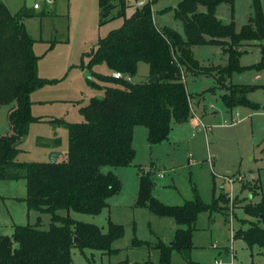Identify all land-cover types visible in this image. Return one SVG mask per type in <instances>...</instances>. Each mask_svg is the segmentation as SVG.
<instances>
[{
	"label": "rangeland",
	"instance_id": "1",
	"mask_svg": "<svg viewBox=\"0 0 264 264\" xmlns=\"http://www.w3.org/2000/svg\"><path fill=\"white\" fill-rule=\"evenodd\" d=\"M2 1L13 13L24 6V0ZM139 1L107 0L109 10L105 15L100 0H56L59 5L54 6L51 13L45 7L30 8L33 14L23 21L36 40L34 50L40 56L38 74L47 81L31 94V112L46 121L31 124L29 132L22 137L18 144L20 161H46L52 151L65 153L68 150L67 127L49 120L84 121L80 108L87 105L91 97L104 92L103 87L91 83L88 75L112 73L105 62L95 63L90 68L89 53L100 38L123 25L139 7ZM180 1L154 0L153 14L160 28L169 27L185 35L183 21L176 13ZM260 1L264 8V0ZM252 14L253 0H235L233 5L223 2L216 10L217 18L225 24H233L237 32L249 22ZM228 48L227 45L225 50L217 44L192 47L194 57L212 71V75H186V86L192 94L191 115L184 121L174 120L168 137L156 143L150 142L145 126H136L133 139L136 157L132 164L102 168L105 173L113 172L120 182L118 191L108 198V206L97 214L69 211L72 218L95 224L103 232L108 231L109 221L124 227V236L112 244L117 251L108 253L90 248L82 251L74 247L73 264H159L158 245L161 242L170 245L180 225L173 218L159 216L138 204L142 173L152 174V195L163 204L201 201L213 205L217 202L215 210H202L195 224L192 259L201 264L228 249L233 234L231 217L234 233L256 220L245 211V206L259 202L264 195V69L252 67L262 60L264 38L242 42L239 64L244 69L234 71L224 80L228 87L232 83L257 86L253 91L246 89L242 96L258 108L236 101L233 107L225 104L222 96L228 89L217 87L216 77L220 75L218 69L230 63ZM92 79L102 86L109 84L94 75ZM149 79V65L142 61L131 81ZM199 97L202 99L198 105ZM12 105L0 106V137L13 133ZM197 117L201 120L200 126ZM223 175L235 180L232 196L229 194L231 185L221 178ZM26 196L25 178L0 180V234L11 235L15 225L35 224L39 216L40 228H49L51 214L29 212ZM59 213L66 215L68 211L62 209ZM137 240L142 242L137 244ZM234 246L235 264H264V248H251L238 236H235ZM171 264H188V261L173 249Z\"/></svg>",
	"mask_w": 264,
	"mask_h": 264
},
{
	"label": "trees",
	"instance_id": "2",
	"mask_svg": "<svg viewBox=\"0 0 264 264\" xmlns=\"http://www.w3.org/2000/svg\"><path fill=\"white\" fill-rule=\"evenodd\" d=\"M223 2L233 5L235 0H181L176 13L185 20L183 35L175 29L156 25L152 0L137 7L121 27L100 38L89 53V66L105 62L112 73L92 72V76L109 84L102 86L91 79L104 92L101 98L91 97L80 108L84 121L49 120L65 125L69 135L68 150L60 152L56 162H50L18 159L21 153L18 144L31 124L46 121L42 116L32 115L31 94L47 81L38 74L40 56L34 50L36 40L23 21L33 14L31 9L25 6L12 13L0 0V106L13 104L10 108L13 133L0 137V180L25 178L28 211L51 214L48 229L40 228L39 216L35 224L15 225L11 235L0 234V264H73L74 247L82 251L85 248L117 251L112 244L124 236L123 225L109 221L108 231L103 232L95 224L72 218L69 211L97 214L108 206V198L118 191L120 182L113 172L105 173L102 168L132 164L136 157L133 146L136 126H145L150 142L156 143L168 137L174 120L188 119L192 94L186 86V75H212L194 57L193 46L217 44L227 50L228 45L230 63L220 67V75L216 77L217 87L228 89L222 98L228 107H233L236 101L258 108L242 96L246 89L253 91L257 86L232 83L228 87L224 80L234 71L244 69L239 64L242 42L264 38V8L260 0H253V14L237 32L233 24H225L216 16L217 6ZM100 6L105 15L109 10L107 0H100ZM142 61L149 65L150 77L158 76L157 82L131 81ZM252 67L264 69V54ZM117 71L130 79L115 78L113 73ZM151 175L150 172L141 174L138 204L159 216L171 217L180 225L174 232L172 245L163 242L158 245L159 264H171L173 249L182 253L188 264H201L192 259L195 224L199 213L215 210L217 202L213 205L201 201L163 204L152 195ZM62 209L68 213L60 214ZM245 211L256 220L250 221L247 228L239 229L235 236L243 238L251 248H264V195L259 202L247 204ZM75 237L81 242L75 243Z\"/></svg>",
	"mask_w": 264,
	"mask_h": 264
},
{
	"label": "built area",
	"instance_id": "3",
	"mask_svg": "<svg viewBox=\"0 0 264 264\" xmlns=\"http://www.w3.org/2000/svg\"><path fill=\"white\" fill-rule=\"evenodd\" d=\"M56 0H34L32 8L36 10L42 9V7H51L55 4ZM152 1V0H141L138 2L139 7L143 6L145 3ZM113 76L115 78H123L126 77L127 79H130L128 76L123 75L121 72H114ZM192 113L195 114V111L192 108ZM235 121H238V119L234 118ZM198 125L200 126L201 120L197 117ZM205 129V126H204ZM226 182L230 183L231 190L229 192L230 196L233 195L232 185L235 182V180L229 176L223 175L221 176ZM239 179L242 178L239 176ZM231 230H232V237H231V244L228 245L227 250H222V253L217 254L211 259L210 261L206 262L205 264H235L236 261V251L234 246L235 241V233H234V227H233V218L231 217ZM215 248L218 246L215 244Z\"/></svg>",
	"mask_w": 264,
	"mask_h": 264
},
{
	"label": "water",
	"instance_id": "4",
	"mask_svg": "<svg viewBox=\"0 0 264 264\" xmlns=\"http://www.w3.org/2000/svg\"><path fill=\"white\" fill-rule=\"evenodd\" d=\"M33 2H34V0H26V6L29 7V8H31L32 5H33ZM182 21H185L184 18H182ZM88 77H89L90 79H92V76H91V75H88ZM157 81H158V76H152V77H150V79L148 80V82H150V83H151V82H157ZM98 98H101V96H98ZM199 100H200V99L198 98V99H197V102H199ZM183 121H184V119H183ZM59 156H60V152L57 151V150H54V151H52V152L50 153L49 161H50V162H56V161L58 160ZM222 189H223V187H222ZM74 241H75V243H80V242H81V240L78 239L77 237L74 238ZM170 244L172 245V244H173V241H172ZM17 247L19 248L20 245H17Z\"/></svg>",
	"mask_w": 264,
	"mask_h": 264
},
{
	"label": "crops",
	"instance_id": "5",
	"mask_svg": "<svg viewBox=\"0 0 264 264\" xmlns=\"http://www.w3.org/2000/svg\"><path fill=\"white\" fill-rule=\"evenodd\" d=\"M60 4H61V3H60ZM58 5H59V4H58ZM58 5H56V1H55V4H54L53 6H51V7H49V8H48V7H45V8L47 9V12H48V13H51L52 10H53V7H54V6L57 7ZM61 5H62V4H61ZM25 6H26V0H24V6H23V7H25ZM23 7H22V8H23ZM22 8H20V9H22ZM9 9H10V8H9ZM11 12H12V11H11ZM17 12H18V11H17ZM12 13H13V12H12ZM97 43H98V42H97ZM96 45H97V44H95V47H96ZM93 49H94V48H93ZM199 99H200L199 102H197L198 105L200 104V101H201L202 98L199 97ZM53 150H54V149H53ZM223 188H224V186H223ZM222 190H223V189H222ZM205 263H206V262H205Z\"/></svg>",
	"mask_w": 264,
	"mask_h": 264
}]
</instances>
